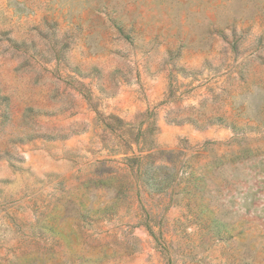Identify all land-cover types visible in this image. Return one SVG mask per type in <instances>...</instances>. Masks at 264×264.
Wrapping results in <instances>:
<instances>
[{
	"label": "rangeland",
	"instance_id": "rangeland-1",
	"mask_svg": "<svg viewBox=\"0 0 264 264\" xmlns=\"http://www.w3.org/2000/svg\"><path fill=\"white\" fill-rule=\"evenodd\" d=\"M0 264H264V0H0Z\"/></svg>",
	"mask_w": 264,
	"mask_h": 264
}]
</instances>
